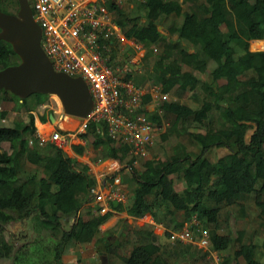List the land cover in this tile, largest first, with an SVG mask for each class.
I'll use <instances>...</instances> for the list:
<instances>
[{
    "label": "trees",
    "instance_id": "1",
    "mask_svg": "<svg viewBox=\"0 0 264 264\" xmlns=\"http://www.w3.org/2000/svg\"><path fill=\"white\" fill-rule=\"evenodd\" d=\"M227 1L142 0L130 11H124L122 3L112 6L113 20L129 23L122 28L126 37L134 31L144 35L143 66L148 67L152 58L147 78L153 85L163 78L160 93L172 90L175 95L172 109L161 101L151 110L145 107L150 97L143 95L136 111L159 125L158 108L162 109L171 117L167 132L175 139L161 154L154 151L150 158H142L130 155L126 143H115L103 121H90L79 135L92 147L93 161L112 159L119 165L128 193L123 204L126 215L133 219L150 215L155 224L164 226L166 238L169 228L182 226L193 215L208 234L210 252L183 242L160 246L151 239L147 224L138 227L132 242L124 239L125 232L109 240L108 229L96 237L117 203L110 201L111 211L99 213L98 205L90 203L89 188L95 180L86 166L78 168L73 158L48 141L38 144L30 111L43 104L44 95L19 98L0 90L11 96L13 109L27 111L24 120L0 124V140L9 137L10 147L9 152L0 150V261L62 264L61 254L68 246L96 237L99 249L117 255L122 264H210L211 253L219 264H264L258 259L264 253V205L251 217L260 232L252 228L246 233L237 227L230 237L216 228L219 210L227 216L228 207L234 206V218L246 220L243 202L264 195L259 187L264 184V49L247 47L249 40L264 39V0H233L232 8ZM0 10L15 13L16 0H0ZM252 47L263 48V41H254ZM115 48H110L111 56ZM18 61L10 45L0 40V69ZM129 77L126 73L124 79ZM218 80L223 82L217 84ZM208 120L212 125H206ZM204 123L201 137L188 130ZM71 147L77 153L83 150L79 144ZM212 148L226 152L210 160L206 152ZM17 221H26L40 239L17 246L6 240L3 226Z\"/></svg>",
    "mask_w": 264,
    "mask_h": 264
},
{
    "label": "built area",
    "instance_id": "2",
    "mask_svg": "<svg viewBox=\"0 0 264 264\" xmlns=\"http://www.w3.org/2000/svg\"><path fill=\"white\" fill-rule=\"evenodd\" d=\"M28 1L31 16L40 28L39 45L42 51L54 69L80 77L91 97V107L83 117L71 116L77 119L72 128L59 126L49 131L45 138L34 130L38 144L42 145L48 140L63 149L75 139L82 140L79 135L87 123L103 121L107 134L115 143H126L130 155L146 158L155 123L147 121L144 114L136 110L143 95L150 97L145 107L151 102L154 106L159 105L155 102L161 94L160 87H141L124 79L122 74L127 68L113 64V61H117L115 55L111 59L109 57L110 48L116 47L120 37V22H115L111 14V7L119 0L113 1L110 7L107 0ZM31 144L32 140L28 139L27 146ZM113 163V167L109 168L112 173L97 179L89 188L90 201L98 205L99 213L109 211L110 201L122 205L127 200L126 186L121 182L117 170L119 166L114 160ZM123 168L125 171L129 169L127 166ZM198 224L192 216L182 226L170 229L167 240L170 243H191L210 252L208 234ZM210 257V264H219L214 253Z\"/></svg>",
    "mask_w": 264,
    "mask_h": 264
},
{
    "label": "rangeland",
    "instance_id": "3",
    "mask_svg": "<svg viewBox=\"0 0 264 264\" xmlns=\"http://www.w3.org/2000/svg\"><path fill=\"white\" fill-rule=\"evenodd\" d=\"M138 1H140V0H127L126 2L124 1L122 3L121 7L124 9V11H130L131 8H129V5H131V7H132L133 5H136V3ZM29 3H30V1H29ZM125 6H127V8H125ZM183 8H184V6H183ZM118 22H120L121 28H126L128 26V23L125 19H121ZM137 35H138V32L135 33L133 38L135 39L136 37H138ZM132 43L138 44V42H136L135 40ZM140 43H142V46H140V45L135 46L134 51H132V54H131L132 56L135 54H138V55L142 54V51L144 53V49H143L144 48L143 47L144 41L141 40ZM137 47L139 49H137ZM248 49L251 51L254 50V47H252V44L249 45ZM260 49H264V47L260 48ZM124 53H126V51H124ZM132 58L134 61L132 64H135L137 60L135 59V57H132ZM148 62H149V65H151L152 58H150V60H148ZM141 63L143 64V62H141ZM198 75L199 74H197V76ZM201 77L206 78L207 76H206V74H203V75H201ZM221 82H222L221 80H218L217 84H219ZM147 83H148L147 84L148 86L150 84H153V82H151V81H148ZM43 95H44L43 96L44 97L43 104L36 106V108H34L32 110L33 113L36 114L39 111L41 114H45L46 112H51L52 109L60 111V102H59L58 98L55 97V95H48V94H43ZM168 96L170 97V100L172 101L173 96H171V95H168ZM185 99L187 100L188 104L195 105L191 100H189L187 98H185ZM161 101H163V100H162V98L159 97L156 100L155 104H157V103L160 104ZM148 106L153 107L154 104L151 102V103H149ZM162 111L160 110V112H158V113H160L162 115L163 114ZM26 113H27V111H24L23 109H18V110L13 109V100H12L11 96L7 92H3V91L0 92V124H11L14 119H18V118L24 120V119H26ZM54 116L56 118H58L57 114H54ZM162 116L163 117H162L161 123L159 125H156V124L154 125V130L152 131V140H151V144H150L151 148L148 150L146 158H150L151 152H154V151H157L159 154H161L162 148L167 149L169 146L172 145V143H173L172 140L175 139L174 136H170L169 133L167 132V127L171 121V117L169 115H166V116L162 115ZM262 117L264 118V113L262 114ZM73 119H75V123L71 124L72 126L68 125L67 123L62 124L61 120L59 121V125H61V126L66 125L69 127H73L77 122L76 118H73ZM206 125H212L211 121L208 120L206 122ZM45 126H47V125L41 124V123L38 124V128H39L40 133H41L40 135L44 138L47 137V136H45V134H47L50 131L49 128L44 129ZM204 126H205V123L203 124V126H201V125L197 126L194 124V125H191L188 128V130H190V132H192L196 136L201 137V136H203V133H204ZM34 128L36 129L35 126H34ZM43 130H47L48 132L43 131ZM43 133H45V134H43ZM184 136L185 135H183L181 137L182 140L186 139V136L185 137ZM88 145H89V143H88ZM63 148H65V147H63ZM0 150H4L7 152L10 151L9 137H4L0 140ZM225 152H226V150L224 148H212L211 150L206 152V156L210 160H214L215 158H217L218 156H221ZM89 153L93 155L91 157V158H93L94 157V151L90 150ZM118 171H120V169H118ZM176 186L178 188V185H176ZM181 186H183L182 183H181ZM259 187H261V190L264 191V184H261V186H259ZM243 204L244 205H241V206H244L245 212L247 213L246 220L242 216H238L237 218H234V216H233V213L235 215V207L234 206L228 207L231 212H229L227 216L224 215V213H225L224 210H219L217 227H216L218 233H220V234H226L227 233L230 237H234L235 229L237 227H243V229L246 233H249L252 228L253 229L256 228L258 230V232L261 231V229L256 225V221L254 222L252 220V218L257 214L258 209H260L264 205V195H262V197L258 201H248V202H243ZM82 213H83V209H81L79 211L78 215H80ZM72 218H73L72 216L69 217V219L67 220V224L72 221ZM250 218L252 221L250 220ZM121 219H123L122 222H120ZM112 222H115V224H113L111 227H108V228L104 224H102L100 226L99 232H98L96 237L102 235V233L108 229L111 231L110 236L108 237L109 240L113 241L116 237L119 236V234L121 232H125L126 236H124V239L125 240L128 239L127 241L132 242L135 238L134 232L137 231L138 227L147 223V222H143V220L140 221L137 219H132L130 217H127L126 214L122 217L120 216V214L116 215V217L114 215V219ZM120 223H122L121 230L117 234V230H118ZM67 224H64V226L66 227ZM3 227H4L3 233H4L6 240L13 243L14 246L21 245L22 243H30L32 241H35L36 239H38V240L40 239L39 237L34 236L33 231L29 228V225L27 224L26 221H21V222L17 221V222L8 223V224L4 225ZM157 229H159V230H157ZM157 229H154V231L152 230V232H153L152 240L154 242H156L157 244H159L160 246L167 245V244L169 245L170 242L162 234L163 230H164V226H162L161 228H157ZM169 229H172V228H169ZM96 237H94V239ZM259 251L260 250L257 249L255 251V254L258 255ZM98 252H103V251L99 249L98 244L95 243L94 241H91L90 243H87V244H73V245L68 246L62 252L61 262H62V264H99ZM258 259L261 262H264V253L262 255H258ZM105 261H106L105 264H122L120 258L117 255H114L112 253L105 254ZM238 262L242 263V259L239 258ZM0 264H9V261L8 260H2V261H0ZM180 264H185V263L181 262ZM197 264H202V261H198Z\"/></svg>",
    "mask_w": 264,
    "mask_h": 264
},
{
    "label": "water",
    "instance_id": "4",
    "mask_svg": "<svg viewBox=\"0 0 264 264\" xmlns=\"http://www.w3.org/2000/svg\"><path fill=\"white\" fill-rule=\"evenodd\" d=\"M16 2L15 13L0 10V40L8 43L19 59L17 64L0 69V90L19 98L32 93L56 95L63 114L83 117L91 107L86 84L80 77L54 69L39 45L40 28L31 16L28 1ZM48 119L54 121L51 113ZM98 254L99 264H105V253Z\"/></svg>",
    "mask_w": 264,
    "mask_h": 264
},
{
    "label": "crops",
    "instance_id": "5",
    "mask_svg": "<svg viewBox=\"0 0 264 264\" xmlns=\"http://www.w3.org/2000/svg\"><path fill=\"white\" fill-rule=\"evenodd\" d=\"M107 1H108V6L110 7V4H112L113 1H117V0H107ZM124 1L126 2L127 0H119V3H123ZM140 1H142V0H140ZM140 1H138V2H140ZM177 1L181 3V0H177ZM233 5H234V1L233 0H228L227 1V6L229 8H232ZM182 7H183V4H182ZM125 8H127V6H125ZM129 8H132L131 5H129ZM111 9H112L111 12L113 14V9L114 8H111ZM126 19H128V18H126ZM158 28H161V27L158 26ZM120 30H121L120 33H119L120 37H119V39L117 41V44L115 45L116 46V48H115L116 51L113 52V55L112 56L109 53V57L111 59L115 55L117 57V61H113L112 60L113 61V64L115 66L120 67V68L121 67L127 68V69H125L124 73L122 74L123 75V78H126V73H128V74H130V77L128 79L131 80L132 82H133V80H136V79H140L141 80V82H138V83L133 82V84L138 85V86H141V87L148 86L147 85L148 84L147 82L150 81V80L147 78V76H148L147 73H148V71L150 69V65L148 63L147 65H149V67H146L145 65L143 66V64L141 63L142 62L141 61V56L143 55V51H142V54H139V55L138 54H135L133 56L131 55L132 54V51H134V47L135 46H137V45L142 46V43H140V41L141 40L144 41V39H143L144 38V35L140 31H134L132 33L131 37H126L124 35V33H123L122 28ZM136 32H138V35H137L138 37H136L134 39L133 36L135 35ZM134 40L136 42H138V44L132 43V42H134ZM261 40L263 41V45H264V39H260V40H249L247 42V47H249V45L252 44L253 41H261ZM254 50H263V49H260V47H259V48H254ZM124 51H126V53H124ZM132 57H135V59L137 60L135 64H132L134 62ZM164 81L165 80L162 78L160 81H158L157 85L159 87L163 86ZM221 81L223 82V80H221ZM150 85H153V84H150ZM173 93L174 92L172 90H170L168 92L161 93L160 96H159L160 98H162L163 101H166L169 104V107H168L169 109H172V107H173V101L175 99V95ZM168 95L173 96L172 101L170 100V97ZM147 108H148V110H151L153 107L147 106ZM160 110L162 111V109L158 108V112H160ZM31 113L33 115V124H34L35 127H36L35 122L36 123L38 122V123H41V124H46L48 126L49 130H52V129L58 127L59 121L62 120L64 118V116H65V115H63V113L61 111H58V110H55V109H52L51 112H46L45 114H41L39 111L36 114L33 113V111H31ZM49 113H52V115L54 117V121L58 122L57 123L58 125L57 124H54L51 121H49V119H48ZM54 114H57L58 115V118H56L54 116ZM162 115H164V114H162ZM162 115L159 113V116L160 117H163ZM40 117H44L45 120L43 122H41L40 121ZM68 117H69V119L66 120L67 123H68V125L74 124L75 123V119H73L74 117H70V116H68ZM161 120H162V118H161ZM70 121H71V123H70ZM70 128H72V127L67 126V127L63 128V129H70ZM45 133H43V134H45ZM47 134H45V136ZM77 144L83 146V150L81 151V153L75 152L72 149V147H71V145H77ZM71 145L70 146H65V148L62 149L63 152L67 156L73 158L76 161V166L77 167L80 166V165L86 166V172L91 177H93V179L95 180V182L97 181V179L102 178V177L109 176L112 173V172H109V168H112L113 167V164H114L112 159H105V160H102V161H93V159L91 158L93 155L89 153L90 150H92V147L90 145L84 143L80 139H75ZM116 164H117V162H116ZM118 169H119V167L117 168V170ZM119 214H120L121 217L125 215V211L123 209V204L122 205L116 204L112 208L111 216L103 224L107 228L108 227H111L113 224H115V222H112L113 219H114V215L116 217V215H119ZM127 217H129V216H127ZM141 219L143 220V222H147L146 224L150 228H152L153 231H154V229H157V228H161L162 227L160 224H155L153 222L151 216L148 215V214L143 215L142 217L138 218L137 220L142 221ZM157 230H159V229H157Z\"/></svg>",
    "mask_w": 264,
    "mask_h": 264
},
{
    "label": "clouds",
    "instance_id": "6",
    "mask_svg": "<svg viewBox=\"0 0 264 264\" xmlns=\"http://www.w3.org/2000/svg\"><path fill=\"white\" fill-rule=\"evenodd\" d=\"M28 1V0H27ZM117 3H119V1H117ZM116 3V4H117ZM28 4H29V1H28ZM30 7V6H29ZM16 12V11H15ZM111 14H112V12H111ZM113 16V15H112ZM45 54V53H44ZM32 111V110H31ZM30 111V112H31ZM60 111H61V108H60ZM62 112V111H61ZM32 114V113H31ZM52 114V113H51ZM63 115H65L66 117H68V116H72V115H67V114H63ZM53 116V115H52ZM54 118V117H53ZM54 124H57L58 122H53ZM58 125V124H57ZM34 126V125H33ZM59 126L60 125H58V127H56V128H59ZM63 128V127H62ZM55 129V128H54ZM34 130H37L38 132H40L38 129H37V127H36V129L34 128ZM51 131V130H50ZM49 133V132H48ZM41 134V133H40ZM47 136V135H46ZM36 137V136H35ZM48 140H45L44 142H47ZM49 142V141H48ZM72 146V145H71ZM63 151V150H62ZM90 203H91V201H90ZM92 204V203H91ZM109 211H111V209L109 208ZM128 216V215H127ZM131 218V217H130ZM140 218V217H139ZM133 219V218H132ZM135 219H138V218H135ZM119 228V227H118ZM175 229V228H174ZM92 241H94V239L92 240ZM191 244V243H190ZM192 246H194V247H196V248H198L196 245H194V244H191ZM209 246H210V242H209ZM200 249H202V248H200ZM202 250H204V249H202ZM209 250H210V247H209ZM105 253V252H104Z\"/></svg>",
    "mask_w": 264,
    "mask_h": 264
},
{
    "label": "bare ground",
    "instance_id": "7",
    "mask_svg": "<svg viewBox=\"0 0 264 264\" xmlns=\"http://www.w3.org/2000/svg\"><path fill=\"white\" fill-rule=\"evenodd\" d=\"M254 42V41H253ZM55 97L57 98V96L55 95ZM67 119H69V117H66V116H64V118L61 120V123L62 124H65V123H67ZM53 122H55V121H53ZM70 123H71V121H70ZM35 124H36V122H35ZM68 124V123H67ZM61 126V125H60ZM36 127H37V129L39 130V128H38V126H37V124H36ZM47 126H45L44 127V129H48V127L46 128ZM61 127H63V128H65V127H67L66 125L64 126H61ZM40 131V130H39ZM42 131V130H41ZM43 131H47V130H43Z\"/></svg>",
    "mask_w": 264,
    "mask_h": 264
}]
</instances>
